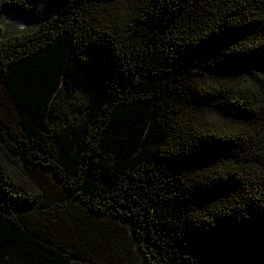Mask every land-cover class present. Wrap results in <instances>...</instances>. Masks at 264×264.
<instances>
[{
	"label": "trees",
	"instance_id": "16d2710c",
	"mask_svg": "<svg viewBox=\"0 0 264 264\" xmlns=\"http://www.w3.org/2000/svg\"><path fill=\"white\" fill-rule=\"evenodd\" d=\"M0 264H264V0H0Z\"/></svg>",
	"mask_w": 264,
	"mask_h": 264
},
{
	"label": "rangeland",
	"instance_id": "374dc122",
	"mask_svg": "<svg viewBox=\"0 0 264 264\" xmlns=\"http://www.w3.org/2000/svg\"><path fill=\"white\" fill-rule=\"evenodd\" d=\"M38 8H41V6H38ZM22 27L26 28V25L21 20L20 21L19 20H14L12 26H8V28H11V29H15V28L19 29V28H22Z\"/></svg>",
	"mask_w": 264,
	"mask_h": 264
}]
</instances>
